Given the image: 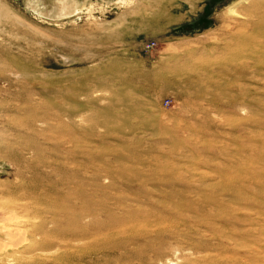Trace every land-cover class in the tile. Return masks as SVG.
<instances>
[{
  "label": "rangeland",
  "instance_id": "374dc122",
  "mask_svg": "<svg viewBox=\"0 0 264 264\" xmlns=\"http://www.w3.org/2000/svg\"><path fill=\"white\" fill-rule=\"evenodd\" d=\"M0 264H264V0H0Z\"/></svg>",
  "mask_w": 264,
  "mask_h": 264
}]
</instances>
